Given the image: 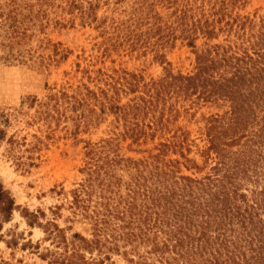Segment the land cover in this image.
Segmentation results:
<instances>
[{"label":"rangeland","instance_id":"1","mask_svg":"<svg viewBox=\"0 0 264 264\" xmlns=\"http://www.w3.org/2000/svg\"><path fill=\"white\" fill-rule=\"evenodd\" d=\"M232 189L264 198V0H0V264L243 263Z\"/></svg>","mask_w":264,"mask_h":264},{"label":"trees","instance_id":"2","mask_svg":"<svg viewBox=\"0 0 264 264\" xmlns=\"http://www.w3.org/2000/svg\"><path fill=\"white\" fill-rule=\"evenodd\" d=\"M237 74H235V76H237ZM235 172H232L231 174H234ZM231 177V176H229ZM232 186V185H231ZM214 198L219 199L220 196L222 195V199L227 200L226 204L223 205L221 208V214L219 215V219L222 222V219L224 217H226L230 212H233L235 210V212H237V215L239 217L242 218L241 222L244 226H248V224H252L254 225V228H257L258 231L256 233H251L250 232L247 233V235L249 236V233L253 234L251 239H249L248 243L251 246V253H253L251 255V257L249 259H246L245 257V253H242L243 255V263L242 261H239L238 263L235 262L234 259V264H264V219H260L261 217H258L256 219H254L255 215L260 216V212H257L256 208L257 207H264V204H261V201L264 200H257L255 199V201H253V203H251L250 205L248 204L247 207L248 209L245 210V213H240V209H237V205H231V199L232 197H236L237 196V191L233 190L230 192V190H221L219 191V193H216V191L214 192ZM242 197H244L243 195H241ZM211 200L209 199V201H207V208H206V220L205 223H209L210 218L214 217L216 215V210L219 209L217 207H213L212 206ZM255 209V210H254ZM232 215H234V213H232ZM248 216V217H247ZM248 218V222L246 221ZM257 222H256V221ZM258 223V224H255ZM250 229H253V227L251 226ZM255 252V253H254ZM251 260H254L253 262H251Z\"/></svg>","mask_w":264,"mask_h":264}]
</instances>
